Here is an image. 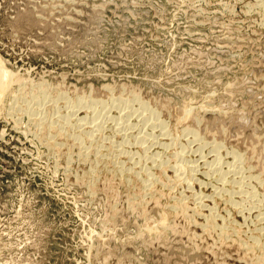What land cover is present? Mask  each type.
I'll use <instances>...</instances> for the list:
<instances>
[{
	"label": "rangeland",
	"instance_id": "obj_1",
	"mask_svg": "<svg viewBox=\"0 0 264 264\" xmlns=\"http://www.w3.org/2000/svg\"><path fill=\"white\" fill-rule=\"evenodd\" d=\"M0 61V264H264V0H0Z\"/></svg>",
	"mask_w": 264,
	"mask_h": 264
},
{
	"label": "bare ground",
	"instance_id": "obj_2",
	"mask_svg": "<svg viewBox=\"0 0 264 264\" xmlns=\"http://www.w3.org/2000/svg\"><path fill=\"white\" fill-rule=\"evenodd\" d=\"M1 62V61H0ZM2 66V65H1ZM2 72V73H1ZM4 72H3V70L1 71V67H0V84H1V82H2V80H3V74ZM5 75V74H4ZM10 83V82H9ZM2 85V84H1ZM1 88V87H0ZM6 88H7V84H6ZM3 91H5V90H3ZM39 92V91H38ZM2 93V92H1ZM5 93V92H4ZM43 94V93H42ZM35 99V98H34ZM134 99V98H133ZM36 101V100H35ZM16 102V101H15ZM25 102V101H24ZM39 102V101H38ZM117 102H119L118 100H117ZM126 102V101H125ZM132 102V101H131ZM17 103V102H16ZM67 103V102H66ZM82 103V102H81ZM92 103V102H91ZM94 103V102H93ZM100 103V102H99ZM114 103V102H113ZM115 104H116V102H115ZM27 106V105H26ZM103 106V105H102ZM105 107V106H104ZM139 107V106H138ZM81 108V107H80ZM131 108V107H130ZM8 109H11V108H8ZM90 109V108H89ZM93 109V108H92ZM148 110V109H147ZM31 111V110H30ZM71 111V110H70ZM115 111V110H114ZM146 111V110H145ZM80 112V111H79ZM105 112V111H104ZM56 113V112H55ZM141 113V112H140ZM10 115V114H9ZM71 115V114H70ZM8 116V115H7ZM40 116V115H39ZM103 116V115H102ZM106 116V115H105ZM66 117V116H65ZM69 117V116H68ZM126 117V116H125ZM143 118V117H142ZM68 119V118H67ZM120 119V118H119ZM110 120V119H109ZM19 121V120H18ZM146 121V120H145ZM16 122V121H15ZM80 123V122H79ZM97 123V122H96ZM98 124V123H97ZM142 124V123H141ZM132 126V125H131ZM153 126V125H152ZM168 126V125H167ZM96 127V126H95ZM126 127V126H125ZM98 129V128H97ZM114 129V128H113ZM133 129V128H132ZM117 132H120V131H117ZM116 132V133H117ZM163 132V131H162ZM185 132H186V130H185ZM164 133V132H163ZM182 133V132H181ZM163 135V134H162ZM163 137V136H162ZM167 137V136H166ZM91 138V137H90ZM77 139V138H76ZM122 140V139H121ZM136 141H138V139L136 140ZM196 141V140H195ZM200 141V140H199ZM112 142V141H111ZM157 143V142H156ZM139 144V143H138ZM218 144V143H217ZM143 145V144H142ZM219 145H220V143H219ZM200 147V146H199ZM217 148V147H216ZM215 148V149H216ZM86 150V149H85ZM235 152V151H234ZM122 153V152H121ZM195 153V152H194ZM218 156V155H217ZM200 157H202V156H200ZM213 157V156H212ZM234 157V156H233ZM161 158V157H160ZM199 158V157H198ZM202 158H204V157H202ZM219 159V158H218ZM217 159V160H218ZM180 161V160H179ZM183 161V160H182ZM215 161V160H214ZM219 161V160H218ZM181 162V161H180ZM197 162V161H196ZM212 162V161H211ZM134 163V162H133ZM182 163V162H181ZM207 163V162H206ZM208 163H210V162H208ZM217 163V162H216ZM202 164V163H201ZM210 164H212V163H210ZM224 164V163H223ZM232 164V163H231ZM179 165H181L182 166V164H179ZM208 165V164H207ZM145 166V165H144ZM204 166V165H203ZM227 166H228V164H227ZM232 166V165H231ZM120 167V166H119ZM221 167V166H220ZM182 168V167H181ZM194 168V167H193ZM208 168H209V165H208ZM227 168V167H226ZM160 169V168H159ZM212 169V168H211ZM172 170V169H171ZM195 170V169H194ZM216 170V169H215ZM240 170V169H239ZM195 172V171H194ZM198 172V171H197ZM174 173V172H173ZM214 173V172H213ZM233 172L231 171V174H232ZM192 174V173H191ZM226 174V173H225ZM229 174V173H228ZM237 174V172L235 173V175ZM213 175V174H212ZM220 176H222V175H220ZM194 178V177H193ZM208 178V177H207ZM218 178H220V177H218ZM254 178H256V176L254 177ZM253 179V178H252ZM254 180V179H253ZM192 181V180H191ZM219 181H220V179H219ZM255 181V180H254ZM235 182V181H234ZM148 183V182H147ZM227 183V182H226ZM236 184V183H235ZM258 184V183H257ZM222 185V184H221ZM260 185V184H259ZM224 186V185H223ZM261 186V185H260ZM250 187V186H249ZM252 187V186H251ZM213 188V187H212ZM223 191V190H222ZM225 191V190H224ZM242 191V190H241ZM231 192V191H230ZM213 193H216V192H213ZM227 193V192H226ZM243 193V192H242ZM216 194H218V193H216ZM239 194V193H238ZM252 194V193H251ZM233 195V194H232ZM246 195V194H245ZM239 196V195H238ZM204 197V196H203ZM206 197V196H205ZM210 197V196H209ZM245 197V196H244ZM257 197V196H256ZM207 198V197H206ZM211 198V197H210ZM196 199V198H195ZM209 199V198H208ZM201 201V200H200ZM204 201V200H203ZM207 201V199L205 200V202ZM259 201V200H258ZM203 203V202H202ZM243 203V202H242ZM259 203V202H258ZM207 205V204H206ZM248 206V205H247ZM202 208V207H201ZM211 209V208H210ZM201 212L202 211H204V210H200ZM250 211V209H248V212ZM209 212V211H208ZM207 212V213H208ZM243 212V211H242ZM251 212V211H250ZM249 214V213H248ZM207 215V214H206ZM205 216V215H204ZM204 218V217H203ZM202 218V219H203ZM207 218V217H206ZM209 218V217H208ZM199 219V218H198ZM245 219V218H244ZM205 220V219H204ZM207 220V219H206ZM205 222V221H204ZM200 223V222H199ZM198 225V224H197ZM200 225H201V223H200ZM163 228V227H162ZM202 229V231H203V228H201ZM165 230H167V229H165Z\"/></svg>",
	"mask_w": 264,
	"mask_h": 264
}]
</instances>
